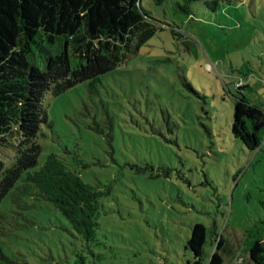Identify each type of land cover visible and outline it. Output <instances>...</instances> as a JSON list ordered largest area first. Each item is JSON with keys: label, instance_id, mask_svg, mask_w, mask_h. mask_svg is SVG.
<instances>
[{"label": "rangeland", "instance_id": "374dc122", "mask_svg": "<svg viewBox=\"0 0 264 264\" xmlns=\"http://www.w3.org/2000/svg\"><path fill=\"white\" fill-rule=\"evenodd\" d=\"M142 9L157 31L121 66L53 96L43 109L42 165L54 154L88 185H101L94 241L83 242L50 205H0V248L25 264H191V228L247 247L244 231L264 219V138L248 151L231 133L243 93L264 110V0H233L192 16L174 2ZM175 31L173 36L170 30ZM240 85L242 88L237 89ZM24 214V212H23ZM225 263L227 264L226 258Z\"/></svg>", "mask_w": 264, "mask_h": 264}, {"label": "trees", "instance_id": "16d2710c", "mask_svg": "<svg viewBox=\"0 0 264 264\" xmlns=\"http://www.w3.org/2000/svg\"><path fill=\"white\" fill-rule=\"evenodd\" d=\"M233 0H179L175 12L192 16V5L217 11ZM142 0H0V205L19 211L17 228L34 222L28 211L52 206L83 242L94 241L101 185L84 183L54 154L39 166L42 125H48L43 99L88 82L123 65L156 33ZM159 6L164 0H152ZM175 35L173 29L170 30ZM242 87L237 86L240 90ZM231 133L250 152L264 138V110L243 93L234 102ZM264 208V204L262 205ZM24 212V214H23ZM0 219L3 215L0 213ZM207 231L191 228V264H201ZM247 247L217 239L208 264H264V219L244 231ZM0 264H25L6 256Z\"/></svg>", "mask_w": 264, "mask_h": 264}]
</instances>
